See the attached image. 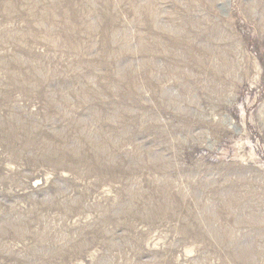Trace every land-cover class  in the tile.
<instances>
[{
	"label": "rangeland",
	"instance_id": "374dc122",
	"mask_svg": "<svg viewBox=\"0 0 264 264\" xmlns=\"http://www.w3.org/2000/svg\"><path fill=\"white\" fill-rule=\"evenodd\" d=\"M0 264H264V0H0Z\"/></svg>",
	"mask_w": 264,
	"mask_h": 264
}]
</instances>
